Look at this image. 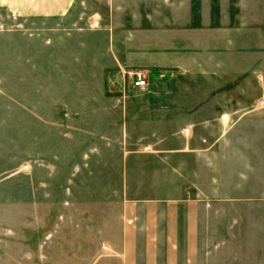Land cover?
I'll use <instances>...</instances> for the list:
<instances>
[{"label":"crops","instance_id":"crops-1","mask_svg":"<svg viewBox=\"0 0 264 264\" xmlns=\"http://www.w3.org/2000/svg\"><path fill=\"white\" fill-rule=\"evenodd\" d=\"M106 1V9L93 12L99 17H86L88 28H69L67 34L85 36L74 48L81 47L80 55L61 66L53 61L48 66L52 74L43 77L47 86L38 87L36 98L23 110L38 116L39 148H58L65 140L71 154L85 148V160L104 156L112 145L124 149V187L115 205L116 223L112 231L102 225L95 238L93 218L84 216L83 231L75 204L56 203V187L50 203H41L51 194L42 183L45 187L36 194L34 189L23 193L27 229L23 227L16 252L0 242V264H259V253L220 251L226 238H215L212 222L223 207L250 208L239 204L264 200V45L243 50L230 38L212 53L203 43L197 64L203 77L212 73V92L204 85V91H192L190 78L180 82L171 75L152 81L166 84V91H125L128 67L183 69L193 62L187 48L188 6L186 0H163L165 24L136 27L142 11L151 8L135 0ZM85 2L33 0L30 4L35 6L23 2L20 8L54 24L70 18L77 25L84 20ZM144 17L152 22L153 15ZM46 29L58 31L56 26ZM179 36L180 44L174 39ZM164 37L176 45L161 44ZM208 60L212 72L207 70ZM57 68L67 69V75L58 76ZM241 81L252 89L242 92L234 87ZM132 169L138 175L130 185ZM69 174L70 179L78 176ZM38 177L58 180L62 174L45 172ZM105 208L109 212L108 200ZM66 227L69 236L63 238ZM110 231L116 232L115 239L107 235Z\"/></svg>","mask_w":264,"mask_h":264},{"label":"rangeland","instance_id":"rangeland-1","mask_svg":"<svg viewBox=\"0 0 264 264\" xmlns=\"http://www.w3.org/2000/svg\"><path fill=\"white\" fill-rule=\"evenodd\" d=\"M32 1L0 0V242H4L7 249L13 246L15 252L21 247L23 227L27 229L23 225L22 210L27 200L25 195L28 190L34 189L36 194L38 189L45 187L42 183H46L51 194L44 197L45 200L42 198L41 203H50L54 196L56 203H74L78 225L84 231L86 225L84 216L86 214L91 216L96 238V232L98 233L102 225L108 226L112 231L116 223L118 209L116 206L119 204L121 189L124 187L122 179L125 171L124 149L112 145L106 149L107 153L104 156L94 154L89 160H85L86 149L79 147L71 154L69 147L66 146L68 142L65 140L61 141L62 145L58 148L44 149L42 146L39 148L37 142L38 116L27 115L26 110H23L25 105L27 107L28 100L36 98L38 87L47 86L44 85L43 77L52 74L48 72V66L52 65L53 61L61 66L63 65L61 63L80 55L81 47L78 51L74 48L82 45L85 36L67 34L69 28L80 25L88 28L90 24L86 25L89 23L86 22V17H99L93 12L106 9L107 1L86 0L81 8L84 20L78 22L77 25L73 24L74 21L71 22L70 18L54 24L53 21L48 22L38 18L28 9L22 11L20 8L22 3L25 2L29 7H33L35 5L30 4ZM131 1L126 2L131 3ZM135 2L136 4L140 2L147 9H152L150 12L142 11V17L135 21L136 27L138 25L148 26L150 23L152 25L165 24L164 14L167 11L165 1L135 0ZM186 2L190 28L187 48L193 62L183 69L171 65L158 68L128 67L123 81L125 91L155 89L166 91V84L154 85L152 81L156 76L171 75L177 77L180 82H187L186 78H190V90L192 91H204V85L205 91L212 92L214 89L210 76L212 73L208 77H203L197 64L199 56L203 54L201 50L203 43L209 45V51L212 53L217 47L225 45L230 38L237 40L238 48L243 50L255 51L256 47L264 45V0H186ZM150 14L153 15L152 22L148 20V17H144ZM162 15L164 18L161 19ZM48 26H56L58 31L56 33L53 30L44 31ZM61 32L63 34H60ZM93 39L95 40V37ZM164 39L166 38L162 39L161 44L176 45L171 42V39L168 42ZM174 39L175 41L178 39V44L181 43L180 36ZM141 40H145V37H141ZM245 53L244 56H246ZM249 60L253 61L254 58L249 57ZM206 66L207 70L213 71L212 60H208ZM138 68H145L148 71V81L144 88L131 86V73ZM57 69H59L58 76L67 75V69ZM198 82L202 84L198 85ZM78 87L81 88V84ZM234 87L242 92H245V89H252L249 82L244 83L243 81ZM257 91L258 88L254 83L253 92ZM211 102V100L208 101V104ZM54 160L57 161L56 164L47 163V161L53 162ZM126 170H128V164ZM134 171V169L130 170L133 178L128 180L130 185L136 183L135 176L138 174ZM45 172L60 173L62 178L58 180L39 179L38 176L44 175ZM69 173H78V176L70 179ZM55 187L56 195L53 196ZM70 187L73 189V194L70 192ZM86 189L91 190L87 192ZM37 198L35 197L36 200ZM107 200L110 205L109 212L105 208ZM241 203L239 205L249 204L252 207L238 206L236 210L223 207L222 211L215 213L214 222H212L216 229L213 228L214 236L216 239L221 236L226 238V242L219 250L253 251L261 254L262 258L258 259V263L264 264V200ZM86 206L89 210L87 213L85 212ZM111 231L107 235L115 239L116 232ZM69 232V228L66 227V230H63V238L69 236ZM230 238L239 241L235 244L233 241L230 243ZM93 247L96 250L97 245L94 243Z\"/></svg>","mask_w":264,"mask_h":264},{"label":"built area","instance_id":"built-area-1","mask_svg":"<svg viewBox=\"0 0 264 264\" xmlns=\"http://www.w3.org/2000/svg\"><path fill=\"white\" fill-rule=\"evenodd\" d=\"M148 81V71L145 68H138L131 73V86L133 88H144Z\"/></svg>","mask_w":264,"mask_h":264}]
</instances>
